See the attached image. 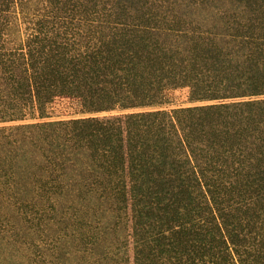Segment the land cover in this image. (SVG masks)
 I'll use <instances>...</instances> for the list:
<instances>
[{
  "label": "trees",
  "instance_id": "16d2710c",
  "mask_svg": "<svg viewBox=\"0 0 264 264\" xmlns=\"http://www.w3.org/2000/svg\"><path fill=\"white\" fill-rule=\"evenodd\" d=\"M0 264H264V0H0Z\"/></svg>",
  "mask_w": 264,
  "mask_h": 264
},
{
  "label": "rangeland",
  "instance_id": "374dc122",
  "mask_svg": "<svg viewBox=\"0 0 264 264\" xmlns=\"http://www.w3.org/2000/svg\"><path fill=\"white\" fill-rule=\"evenodd\" d=\"M175 94L176 96H178L180 100L184 99V91H176ZM66 102H67L66 100H59L54 103L53 109H52V114L54 116L52 118L63 117L66 115L65 110L68 109Z\"/></svg>",
  "mask_w": 264,
  "mask_h": 264
}]
</instances>
